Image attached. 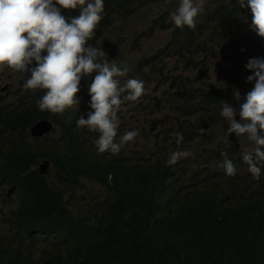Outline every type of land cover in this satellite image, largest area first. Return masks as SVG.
Here are the masks:
<instances>
[{"label":"trees","instance_id":"trees-1","mask_svg":"<svg viewBox=\"0 0 264 264\" xmlns=\"http://www.w3.org/2000/svg\"><path fill=\"white\" fill-rule=\"evenodd\" d=\"M149 2L103 0L102 20L89 44L98 47L105 30ZM61 14L66 19L78 17L80 9H61ZM251 20L250 9H241L237 0H217L213 8H207L202 44L217 51L219 37L240 36L246 30L241 42L254 50L260 39L251 30ZM205 54L207 58L216 52L206 50ZM164 58L150 56L118 79L123 84L124 79L156 75L155 84L162 88L168 82V72L156 61ZM221 59L232 61L233 55L228 51ZM94 76L83 77L84 88L89 89ZM191 85L192 89L179 78L170 83L173 91L159 98L160 103L168 101L178 106L181 116L192 119L176 132L183 136L180 144L184 151L192 150V144L203 136L200 128L209 133L226 121L220 115L221 101L231 105L233 100L205 82L201 86L194 79ZM35 107V97L27 105L20 99L18 105L0 107V134L4 136L0 140V191L16 197L15 210L6 219L18 239L14 246L0 241V264H264V177L254 180L256 189L248 192L251 181L247 180L252 174L240 176V150L220 144L219 152L193 153L178 167L160 165L167 163L173 152L152 154L151 159L144 155L130 165L78 146L72 134L68 149L61 151L55 141L45 138L48 150H43L28 132L39 119ZM170 140L168 147L180 151L176 137ZM222 152L237 168L234 177L218 168L224 159ZM40 160L51 163L54 181L34 169ZM201 160L213 161L216 169L199 170ZM261 171L264 173V168ZM186 177L188 184L195 183L202 190L182 196L177 191L165 194L166 188L178 186ZM89 181L98 182L109 196L91 198L83 210L77 206L82 200L77 196L65 200L64 195L74 193L82 183L85 188ZM238 185L243 186L241 191Z\"/></svg>","mask_w":264,"mask_h":264},{"label":"clouds","instance_id":"clouds-1","mask_svg":"<svg viewBox=\"0 0 264 264\" xmlns=\"http://www.w3.org/2000/svg\"><path fill=\"white\" fill-rule=\"evenodd\" d=\"M237 1L241 9L248 8L251 11V30L260 39L258 47L254 50L245 47L241 42L246 30L240 36L231 34L228 37H219L217 51L203 45L201 27L204 22L200 23L199 16L204 12V0H180L179 6L171 14V19L175 26L183 31H175L176 36L173 39L159 45L155 53L150 51L144 59L160 54L165 58L156 61L158 67L165 66L168 60L173 59L183 69L191 72L186 68L189 61L195 56L204 59L206 50L216 54L222 53V56L229 51L233 55L232 61L227 59L231 65H237L232 74L233 79L226 81V87L212 86L227 97H233L231 105L221 101L220 115L229 125L226 132L228 136L235 133L239 138L246 136L249 141L254 142L253 150L241 151L243 154L240 167L242 166L241 168L248 174L251 173L253 179L259 180L263 173L261 170L264 168V0ZM176 4L177 2H174L173 5ZM77 8L80 9L78 17L66 19L61 14V9ZM103 11V0H0V69L9 68L20 74L31 72L25 87L34 91L20 97L23 105H27L34 97L36 100L34 111L39 119L28 130L30 139L33 143L42 145L43 150H48V143L44 139L51 138L55 141L53 137L57 135L56 145L59 150L64 151L69 148L68 136L72 134L78 139V146L89 148L93 153L102 156L126 161L130 165H135L144 155L151 159L152 154L164 155L167 151L173 153L167 163L160 165L173 167L183 165V159L202 150L193 153L191 149L174 152L173 147H168L170 138L175 136L178 148L182 150L180 143L183 136L176 132L185 121H192L191 118L181 116L177 110L178 106L165 102L168 111L173 114L171 123L174 128L169 130V135L158 130L149 136L142 134L140 136L138 122L121 124V112L140 110L143 101L157 107L162 104L159 102L162 94L167 96L173 91L170 89L171 82L180 78L192 89V79L175 76L171 73L173 71L164 68L169 79L162 88L155 84L156 75L150 76L144 71L147 75L142 81L137 80V77L124 79L122 84L118 78L127 76L128 72L135 71L136 67L129 69L127 66H118L115 61L110 63L105 48L89 44L102 20ZM167 16L168 12L163 14L162 18L158 17L155 23L162 25L164 29L171 27L173 22H167ZM225 39L228 42L224 43ZM193 44L197 46L188 51L187 48ZM166 49L169 51H165ZM213 57H216V63L221 68L219 56ZM146 69L149 73L150 67ZM93 73L95 76L89 89L84 88L83 77ZM146 80L151 84L148 85ZM236 85H239V91L235 90ZM7 89L8 86L5 85L0 91L4 93ZM146 95L147 98L143 100ZM19 100L5 102L0 99V107L18 105ZM236 110H239L240 121L235 119ZM48 125L50 131L42 137L31 135L32 129L48 130ZM159 125L161 126L160 122ZM199 131L203 135L201 138L207 134L203 128ZM201 138L197 139L192 147ZM144 139L148 140V143L142 146ZM0 140H4L1 134ZM136 142L138 147H135ZM141 148H144L143 155L138 151ZM221 155L224 159L218 166L228 177H234L237 168L233 161L227 158V153L222 152ZM44 162L49 163L47 175L40 176L46 179L48 177L50 180L53 173L48 160L38 161L34 169L38 173ZM151 163L155 164V160H151ZM143 164L149 165L147 162ZM90 183L92 182L89 181L88 184ZM94 183L103 188L98 182ZM78 189H84V183ZM199 190H202V186L195 183L178 184L166 188L165 194L173 195L177 191L179 196H182ZM104 191L105 189L102 193Z\"/></svg>","mask_w":264,"mask_h":264},{"label":"rangeland","instance_id":"rangeland-1","mask_svg":"<svg viewBox=\"0 0 264 264\" xmlns=\"http://www.w3.org/2000/svg\"><path fill=\"white\" fill-rule=\"evenodd\" d=\"M174 2H177V4L173 5ZM215 2H217V0H204V12L202 13V17H200L201 24L205 21L207 8H213V3ZM179 3L180 0H173L168 3L150 0L147 5L141 7L140 10L133 16L127 18V20L117 21L110 29L106 30L103 37L99 40L98 45L102 48H105L108 52V62L111 63L115 61L120 67L127 66L129 69L135 68L137 63L144 59L150 51L155 53V50L158 49L159 45L164 43L166 44V42L173 39L176 36L175 31L180 30V32H182L183 30L176 27L171 19V14L175 12L176 8L179 6ZM166 12H168L167 22H173V25L167 29H164L162 25L155 23V21L158 17L162 18L163 14ZM226 42H228L227 39L224 40V43ZM194 46H197V44L189 46L187 48L188 51H192ZM221 54H216V56H219L218 60L221 62V68L216 63V57L209 55L204 59L203 57L198 56H195L193 59H191L186 67L191 72L183 69V67L173 59L166 62L165 70L173 71L171 73H173L175 76H181L184 79H196L200 84L205 82L209 85L223 88L226 87L227 80L231 81L233 79L232 74L235 72L237 65H231L228 60L223 61L221 59ZM143 71L148 73V69ZM30 75V71L25 74H20L13 72L9 68L0 69V90L5 85L8 86V89L4 93L0 91V99L5 102H18L21 96L27 93H32L34 90H30L25 87L26 80L30 77ZM137 80L142 81L143 77L139 76ZM80 89L84 90V88ZM235 90H240L239 85L235 86ZM236 112L237 115L235 116V119L240 121L241 118L238 115L239 110H236ZM171 118H173V114L168 111L167 103L161 104L157 107H152L148 101H143L140 110L135 112H128L127 110H124L121 112V124H133L138 122V131L140 136L141 134L144 136H149L158 130H161L165 135H169V130L174 128L173 123H171ZM159 122L161 123V126L159 125ZM228 127L229 125L227 121H225L224 123H221L219 126L212 129L194 144L191 153H193V151L203 149H215L216 152H219L221 148L217 147L220 144H222L224 148L234 146L233 151L240 150L248 152L255 148L254 142L249 141L246 136L239 138L235 133L228 136L226 134ZM57 137V135H54L53 138L55 141ZM147 143L148 140H142V146H145ZM138 151H140V153L143 155L144 148H141ZM180 151L184 150L182 149ZM212 163L213 161L202 160L198 169L203 170L207 167L216 169ZM247 174L248 172L241 168L240 176ZM263 177L264 173L261 174L260 179ZM51 180H54V178H51ZM254 180L255 179L252 178L247 180L251 181L248 192L256 189V186L253 183ZM188 182L189 178L186 177L179 181V185H187ZM103 189L104 188L98 184L92 182L84 189H77L74 193L71 194V192H69L64 196L66 201L69 199L70 195L74 197L77 196L79 200L82 199L77 204V206L80 207L79 209L83 210L90 202L91 198L97 196L99 199H104L105 197L109 196V192H101ZM238 189L241 191L243 186L238 185ZM100 194L103 195L101 196ZM16 202L17 200L14 195H4V191H0V241L4 240L5 242H11L13 246L16 244L18 239L15 237L14 228L6 218L9 213L12 212V210H15ZM77 213L80 214L79 212Z\"/></svg>","mask_w":264,"mask_h":264},{"label":"water","instance_id":"water-1","mask_svg":"<svg viewBox=\"0 0 264 264\" xmlns=\"http://www.w3.org/2000/svg\"><path fill=\"white\" fill-rule=\"evenodd\" d=\"M48 127H49V129L48 130H46V129H44V130H42V131H40V130H35V129H32L31 130V135L33 136V137H38V138H40V137H42L44 134H47L49 131H50V125H48ZM48 167H49V163L48 162H44L40 167H39V175H47V169H48Z\"/></svg>","mask_w":264,"mask_h":264},{"label":"bare ground","instance_id":"bare-ground-1","mask_svg":"<svg viewBox=\"0 0 264 264\" xmlns=\"http://www.w3.org/2000/svg\"><path fill=\"white\" fill-rule=\"evenodd\" d=\"M174 83V82H173ZM170 158V157H169ZM98 189V188H97ZM97 189H95V190H97ZM100 190V189H99ZM102 192V191H101ZM108 194V193H107ZM101 195V194H100ZM103 195V194H102ZM101 195V196H102ZM105 197V196H104ZM110 198V197H109ZM86 200V199H85ZM107 200V199H106ZM109 200V199H108ZM70 201H71V199H70ZM110 201V200H109ZM83 202V201H82ZM106 202H108V201H106ZM113 210V209H112Z\"/></svg>","mask_w":264,"mask_h":264}]
</instances>
